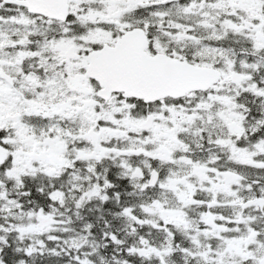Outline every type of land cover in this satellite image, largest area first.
<instances>
[{"label":"snow or ice","instance_id":"1","mask_svg":"<svg viewBox=\"0 0 264 264\" xmlns=\"http://www.w3.org/2000/svg\"><path fill=\"white\" fill-rule=\"evenodd\" d=\"M0 264H264V0H0Z\"/></svg>","mask_w":264,"mask_h":264}]
</instances>
